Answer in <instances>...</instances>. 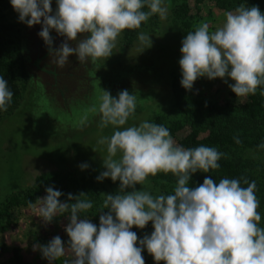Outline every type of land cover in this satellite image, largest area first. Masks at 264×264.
Masks as SVG:
<instances>
[{
    "label": "rangeland",
    "instance_id": "rangeland-1",
    "mask_svg": "<svg viewBox=\"0 0 264 264\" xmlns=\"http://www.w3.org/2000/svg\"><path fill=\"white\" fill-rule=\"evenodd\" d=\"M165 2L169 9L167 19L152 16L137 30L129 45L123 43L121 35L107 60L80 62L72 56L60 67L54 53L44 56L39 66L35 65L37 58L45 53L44 45L39 48L37 44L38 26L28 27L18 22L10 0H0V38H19L30 72L29 80H23L17 67L10 66L14 75L8 87L13 93L16 91L12 100L18 104L0 112V264H49L38 246L47 245L56 236L66 246L65 255L57 264H70L74 258L67 248L68 213L58 214L49 224L38 217V198L45 197L49 187L64 194L60 198L62 203L74 202L68 201V194L87 195L81 199L91 201L93 208L81 213V219L87 218L93 223L96 217L106 214L104 195L117 194L120 185L111 179L97 181L105 170L103 161L107 156L106 145L98 141L115 131L111 126H100L103 90L113 97H118L123 90L137 97L135 115L126 127L147 120L165 126L178 146L188 149L192 142V148L215 147L225 154L219 162H226L231 171L241 176L242 187L248 186L244 181L255 182L257 211L262 217L260 226L264 227V148L259 147L264 144L262 89L258 88L255 95L247 98H237L229 87L234 83L231 79L226 77L225 82L203 77L188 91L181 86L179 66L182 41L187 33L202 23H207L210 32H214L225 22V13L235 11L240 5L257 6L264 12V0ZM51 7L55 13V0ZM140 32L150 36L152 42L145 51L137 39ZM53 33V49H58L66 38L54 30ZM86 35L79 36L71 46L76 47ZM51 65L56 69L52 71L56 74L55 87L52 75L36 68L46 69ZM173 83L176 93L171 89ZM242 106L254 107L255 113ZM228 136L242 142H217ZM35 157L42 160L37 161ZM10 160L14 163L12 168L4 164ZM82 164L89 167L82 171ZM209 176L216 182L233 179L220 167L209 173L198 172L191 180L196 179L202 185ZM177 180L170 173H159L136 189L144 188L154 196L169 195L173 194ZM131 231L137 233L140 246L139 240L150 236L154 229L149 222L144 229L133 227ZM142 256L145 264H155L146 249Z\"/></svg>",
    "mask_w": 264,
    "mask_h": 264
},
{
    "label": "clouds",
    "instance_id": "clouds-1",
    "mask_svg": "<svg viewBox=\"0 0 264 264\" xmlns=\"http://www.w3.org/2000/svg\"><path fill=\"white\" fill-rule=\"evenodd\" d=\"M52 2L10 0L18 22L41 25L38 35L60 67L72 56L80 62L107 60L125 30L140 29L152 16L166 20L169 12L165 0H55V13ZM53 30L66 38L58 49L52 47ZM84 34L86 38L72 47L71 42ZM137 39L143 51L151 47L150 36L140 32ZM180 51V83L185 90L191 91L199 78L227 77L234 81L229 87L237 98L255 95L258 88L264 94V12L259 7L240 5L226 12L225 22L214 32L202 23L187 33ZM103 93L100 126L115 131L98 141L106 145L107 156L97 181L111 179L120 186L117 194L104 195L107 213L100 215L99 226L81 219V213L93 208L91 201L81 199L84 193L68 194V201L74 202L62 203L64 194L49 187L47 195L38 198V217L45 224L68 213L67 248L74 257L70 264H145V249L155 264H264L255 182L244 181L248 186L242 187L238 179L216 182L209 176L202 185L190 187L194 174L219 169L225 154L215 147L178 146L165 126L147 120L126 127L135 115L137 97L127 90L118 97ZM12 99L8 82L0 76V112L7 111ZM88 167L80 165L82 171ZM159 173L178 178L173 194L154 196L136 189ZM149 222L154 231L139 240L138 247L137 233L131 229H144ZM38 247L49 264L65 255L59 236Z\"/></svg>",
    "mask_w": 264,
    "mask_h": 264
},
{
    "label": "trees",
    "instance_id": "trees-1",
    "mask_svg": "<svg viewBox=\"0 0 264 264\" xmlns=\"http://www.w3.org/2000/svg\"><path fill=\"white\" fill-rule=\"evenodd\" d=\"M36 26H38L39 32H40L42 30L41 25H36ZM137 30H125L122 33V39H123V43L125 45H129L133 41L134 37L137 34ZM50 35H51L53 42H54L55 34L53 33V31L50 33ZM37 44H38L39 48H40V45H42V46L44 45V47H45V51H44L45 53H43V55L40 58H37L38 60L35 61V65L38 64V66H39V63L42 60V58H44V56H46V55L49 56L52 52H50L48 46L45 44V42L43 41V39L40 36L37 37ZM11 65H13V66L15 65L17 67V69L19 70V75L23 80H29L30 72L28 70L27 62L24 59V54H23L22 47L20 45L19 38H17V39H2V38H0V76H2L7 82L13 81L14 73L11 72V70H10ZM36 68L38 71H40L42 73L48 72L50 75L54 76V77L51 76V78L53 79L52 84L54 83V80H56V74L52 72L55 69L54 66H52V65H51V67L48 66L46 69H44L43 67H36ZM52 86L55 87L54 84ZM171 89H172L173 93H176V85L174 83L171 85ZM15 92L13 93V96L15 95ZM53 93L54 92L51 93L52 96H54ZM17 104H18V102L12 100L8 107H9V109H12ZM242 109L250 111L253 114L255 113V108L251 107V106H247V107L242 106ZM236 140L237 139H235L234 137L228 136V137H224L221 139L219 138V140L217 142L220 141L219 143H221V144H223V143L224 144L225 143L236 144L237 143ZM239 141L242 142V140H239ZM185 144L188 145L189 142L187 141ZM192 144L193 143L190 142L188 148H192ZM186 148H187V146H186ZM219 163H220V167L222 168V170L225 171V174L230 175V177L233 179L240 180L241 186L244 185L242 183L241 176L238 173L231 171V168L229 167L230 165H228L224 161H221ZM200 185H201V183L196 179H192L189 181L190 187H198ZM99 218H100V216L96 217L94 219V222H93L97 226H99ZM55 264H57V261L55 262Z\"/></svg>",
    "mask_w": 264,
    "mask_h": 264
},
{
    "label": "crops",
    "instance_id": "crops-1",
    "mask_svg": "<svg viewBox=\"0 0 264 264\" xmlns=\"http://www.w3.org/2000/svg\"><path fill=\"white\" fill-rule=\"evenodd\" d=\"M33 159H36L37 161H39V160H42V159H38V157H35V158H33ZM15 162H17V161H15ZM19 162V161H18ZM27 163H28V160L26 161ZM12 161L10 160V161H8V162H6V163H4L5 165H7L8 167H11L12 168ZM14 164V163H13Z\"/></svg>",
    "mask_w": 264,
    "mask_h": 264
}]
</instances>
